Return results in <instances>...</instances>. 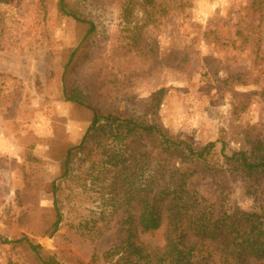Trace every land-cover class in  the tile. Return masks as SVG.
Instances as JSON below:
<instances>
[{"label":"rangeland","instance_id":"rangeland-1","mask_svg":"<svg viewBox=\"0 0 264 264\" xmlns=\"http://www.w3.org/2000/svg\"><path fill=\"white\" fill-rule=\"evenodd\" d=\"M67 9L96 26L72 68L78 96L196 150L216 147L195 164L140 133L94 141L64 184L53 232L51 183L92 120L64 99L62 83L87 26L63 15L59 0H0V264H42L16 242L25 238L60 264H218L164 254L165 224L134 233L141 259L120 244L134 224L137 175L145 181L164 161L194 171L186 188L216 215L264 213V172L229 158L264 155V0H70Z\"/></svg>","mask_w":264,"mask_h":264},{"label":"trees","instance_id":"trees-1","mask_svg":"<svg viewBox=\"0 0 264 264\" xmlns=\"http://www.w3.org/2000/svg\"><path fill=\"white\" fill-rule=\"evenodd\" d=\"M69 1L59 0L60 12L78 23L85 24L87 32L79 46L71 52L64 66L63 95L66 101L90 110L92 120L80 143L67 150L60 164V175L51 183L50 193L56 218L52 224L53 232L58 230L62 221L61 210L67 198L65 193L69 190L64 184L71 180L74 163L86 162L87 156L92 153L94 141L126 140L140 133L154 138L167 151H172L176 155L184 154L183 156L187 158L184 160L195 164L204 161L217 143L211 142L201 150H196L185 141L168 137L164 129L157 125L145 124L140 118L128 115L98 112L95 106L86 103L83 97L78 96L71 86L72 68L83 55L91 40L90 37L96 31V26L91 21L81 19L68 11ZM80 154L83 155L81 161L80 158L78 159ZM168 157L171 158L172 155ZM121 158L123 159L124 155H121ZM229 158L248 173L264 172V155L253 156L247 151H234ZM165 163V161L160 163L145 181H140L141 174L137 175L136 193L133 196L134 212L131 215L134 224L127 230V235L120 246L127 245L126 250H132V254L141 259L147 255L146 250L135 244L134 233L136 232L137 235L152 233L165 224L166 237L162 250L164 254L174 256L177 260H185L186 257L192 259L195 253L199 260L209 263L216 261L218 264H260L263 262L264 213L238 211L234 214L216 215L215 211L203 206L201 201L194 198L186 188L187 181L194 176V171L188 167L183 170L181 167L170 168V163ZM16 242L26 243L42 264H60L52 257L45 256L40 245H34L26 238ZM9 243L4 241V244ZM120 246H114L103 253V258L106 261L113 259L118 255ZM108 264H119V262H108ZM186 264L194 263L187 261Z\"/></svg>","mask_w":264,"mask_h":264}]
</instances>
